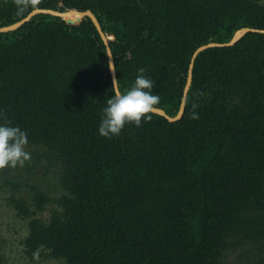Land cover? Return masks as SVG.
I'll use <instances>...</instances> for the list:
<instances>
[{"label":"trees","instance_id":"1","mask_svg":"<svg viewBox=\"0 0 264 264\" xmlns=\"http://www.w3.org/2000/svg\"><path fill=\"white\" fill-rule=\"evenodd\" d=\"M263 1L0 0V27L36 8L91 10L114 37L120 89L144 68L160 97L155 107L175 117L194 51L243 28L264 30ZM108 66L89 18L37 15L0 34V122L47 149L68 192L47 224L30 221L25 256L36 262L39 249V261L68 264H264V33L196 57L180 120L150 112L111 138L97 131L113 92ZM33 201L42 211L51 200L35 190ZM8 202L31 217L24 199ZM232 251L241 256L229 263Z\"/></svg>","mask_w":264,"mask_h":264},{"label":"rangeland","instance_id":"2","mask_svg":"<svg viewBox=\"0 0 264 264\" xmlns=\"http://www.w3.org/2000/svg\"><path fill=\"white\" fill-rule=\"evenodd\" d=\"M25 150L31 153V159L23 167L0 170V263L68 264L63 259L50 258L31 262L24 254V241L29 233L30 221L39 219L47 224L53 213L61 211L56 200L68 194L61 181L62 166L47 153V149L43 146L26 145ZM35 190L44 193L51 200L42 211H36L33 201ZM12 196L27 202L32 213L30 218L17 214L8 202ZM240 256V251H232L228 254V262L234 263Z\"/></svg>","mask_w":264,"mask_h":264},{"label":"clouds","instance_id":"3","mask_svg":"<svg viewBox=\"0 0 264 264\" xmlns=\"http://www.w3.org/2000/svg\"><path fill=\"white\" fill-rule=\"evenodd\" d=\"M109 62V70L115 72ZM137 75L131 86L121 90L113 75L112 95L102 109L97 131L102 137L111 138L120 134L127 123L140 126L142 119H147L152 109L160 102L158 94L153 93L155 81L150 79L144 68L137 69ZM193 109L197 107L192 105ZM191 118L197 119L198 114L191 112ZM28 144L27 132L9 121L0 122V170L5 168L23 167L31 159V153L25 150ZM34 261L40 260L39 249L32 253Z\"/></svg>","mask_w":264,"mask_h":264},{"label":"water","instance_id":"4","mask_svg":"<svg viewBox=\"0 0 264 264\" xmlns=\"http://www.w3.org/2000/svg\"><path fill=\"white\" fill-rule=\"evenodd\" d=\"M37 15H51L54 17H60V18L68 19V20H71L72 18H75L77 20L83 19V18H89L92 21V23L94 24L96 30L98 31V33H99V35H100V37H101V39L105 45L106 54H107V58H108V64H109V62H111L112 63L111 66L113 67V69L115 71L113 73V71L109 70L110 74H111L112 83H113V75H115V78L117 79L114 56H113L111 47L109 45V42L113 41L114 37H113V35L107 34L102 30V26H101L100 22L98 21L97 17L93 14V12L91 10H86V11L69 10L66 12H61L58 10L36 8V9L32 10L26 17L22 18L20 21H17L11 25L0 27V34L13 32V31L19 29L20 27H22L23 25L28 23L33 17H35ZM249 32L264 33V30H258V29H252V28H243V29H240L239 31H237L233 35V37L231 38V40L229 42H224V43L210 42V43H207L205 45L198 47L194 51V53L191 57V61H190L189 68H188L187 81H186V84H185V87L183 90L180 108H179L177 115L175 117H171L163 109L156 108V107H154L152 109L151 113L160 115V116L164 117L166 120H168L169 122H176V121L180 120L184 114L187 94H188V91H189L191 83H192V70H193L194 60L196 59V57L201 52H203L207 49L231 47V46L235 45L246 33H249ZM117 84H118V80H117Z\"/></svg>","mask_w":264,"mask_h":264}]
</instances>
